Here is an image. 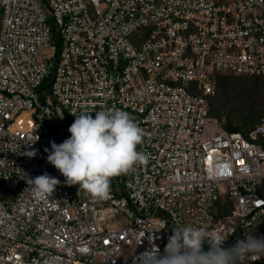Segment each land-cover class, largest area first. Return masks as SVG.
Masks as SVG:
<instances>
[{"label": "built area", "instance_id": "built-area-1", "mask_svg": "<svg viewBox=\"0 0 264 264\" xmlns=\"http://www.w3.org/2000/svg\"><path fill=\"white\" fill-rule=\"evenodd\" d=\"M217 72L264 77V0H0V181L13 193L0 199V264H140L185 226L225 246L255 235L264 114L246 135L223 129L208 114ZM108 109L143 130L148 160L96 200L44 149L70 137L72 114ZM45 172L60 184L38 196L30 180Z\"/></svg>", "mask_w": 264, "mask_h": 264}, {"label": "clouds", "instance_id": "clouds-1", "mask_svg": "<svg viewBox=\"0 0 264 264\" xmlns=\"http://www.w3.org/2000/svg\"><path fill=\"white\" fill-rule=\"evenodd\" d=\"M72 115L75 120L68 128L70 137L60 144L52 141L51 150L44 149L47 162L61 173L67 185H78V190L93 199L107 200L110 178L147 163V155L137 150L143 130L128 112L119 109L100 110L94 118L89 112ZM24 155L32 158L37 152ZM30 181L38 196L52 194L60 184L47 172ZM205 242L210 245L208 251L203 250ZM225 242L223 235L211 236L203 228L185 226L172 230L163 254L153 246L134 259L140 264H246L264 257V236L245 232L244 238L231 246H225Z\"/></svg>", "mask_w": 264, "mask_h": 264}, {"label": "trees", "instance_id": "trees-1", "mask_svg": "<svg viewBox=\"0 0 264 264\" xmlns=\"http://www.w3.org/2000/svg\"><path fill=\"white\" fill-rule=\"evenodd\" d=\"M215 80L216 94L208 101L209 116L219 122L221 116H223V120L220 122L223 129L240 132L243 135H246L249 130L253 129L257 125L262 114H264V77L235 76L223 72H217L215 74ZM241 80H250L255 86L261 85L259 90L254 88V93L262 95L261 101L258 104V110H255L254 106L257 104L255 101L248 102L249 104L246 106H240L235 103L237 99L240 100L237 102H244L243 99L250 95V92L244 89L239 90V92H236L235 94L233 93L232 88L234 87L235 82ZM50 81L51 75L41 83L39 91L42 94L47 90ZM250 96H252V94ZM226 213L227 212H223L220 214ZM255 236H264V225L257 229ZM256 264H264V257H262L260 262Z\"/></svg>", "mask_w": 264, "mask_h": 264}, {"label": "rangeland", "instance_id": "rangeland-1", "mask_svg": "<svg viewBox=\"0 0 264 264\" xmlns=\"http://www.w3.org/2000/svg\"><path fill=\"white\" fill-rule=\"evenodd\" d=\"M49 87V86H48ZM254 88H257V90H259L261 88V85H258V86H255L254 83L250 80H241V81H236L235 82V85L234 87L232 88V91L233 93L235 94L236 92H239V90L241 89H244V90H248L250 92V95L252 94V96H246L245 99H243L244 102H237V101H240L237 99V101H235V103L237 105H240V106H246L247 104H249L248 102L250 101H255V110H258L259 108V102L261 101V98H262V95L259 94V93H254L255 92V89ZM46 92V91H45ZM45 92L42 94L40 91V101L42 103L45 102ZM48 100L51 101V102H55L54 98L52 96H49L48 97ZM244 108V107H243ZM242 111V109H241ZM240 111V112H241ZM223 120V116H221V119H220V122ZM0 199L6 204H10L12 201H13V193L11 191L10 188L8 187H5L2 182L0 181ZM121 222L122 223V220L119 219V218H116V219H113L111 221L108 222V225L110 226H116V223L117 222Z\"/></svg>", "mask_w": 264, "mask_h": 264}, {"label": "water", "instance_id": "water-1", "mask_svg": "<svg viewBox=\"0 0 264 264\" xmlns=\"http://www.w3.org/2000/svg\"><path fill=\"white\" fill-rule=\"evenodd\" d=\"M50 87H51V82H50L49 87L47 88V90H46V92H45V95H46V96L48 95V93H49V91H50ZM157 213L161 214L160 211H158ZM208 249H209V245H208L207 242H205L204 245H203V250H204V251H207Z\"/></svg>", "mask_w": 264, "mask_h": 264}]
</instances>
